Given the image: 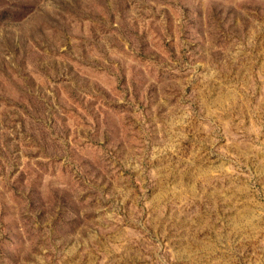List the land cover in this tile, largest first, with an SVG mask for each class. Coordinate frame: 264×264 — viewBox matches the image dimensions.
Listing matches in <instances>:
<instances>
[{
    "label": "rangeland",
    "instance_id": "obj_1",
    "mask_svg": "<svg viewBox=\"0 0 264 264\" xmlns=\"http://www.w3.org/2000/svg\"><path fill=\"white\" fill-rule=\"evenodd\" d=\"M0 264H264V0H0Z\"/></svg>",
    "mask_w": 264,
    "mask_h": 264
}]
</instances>
